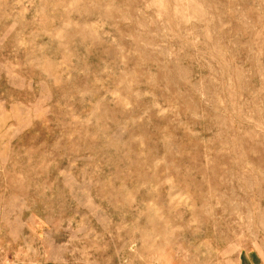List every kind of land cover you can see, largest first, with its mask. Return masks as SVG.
<instances>
[{
	"label": "rangeland",
	"instance_id": "1",
	"mask_svg": "<svg viewBox=\"0 0 264 264\" xmlns=\"http://www.w3.org/2000/svg\"><path fill=\"white\" fill-rule=\"evenodd\" d=\"M0 264H264V0H0Z\"/></svg>",
	"mask_w": 264,
	"mask_h": 264
}]
</instances>
